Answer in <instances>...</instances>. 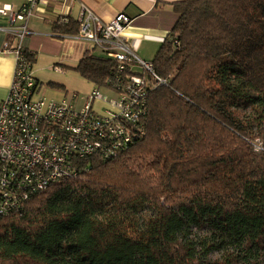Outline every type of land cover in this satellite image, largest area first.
<instances>
[{"label":"trees","instance_id":"obj_1","mask_svg":"<svg viewBox=\"0 0 264 264\" xmlns=\"http://www.w3.org/2000/svg\"><path fill=\"white\" fill-rule=\"evenodd\" d=\"M173 10L180 18L153 61L168 85L149 91L145 135L0 218V264L264 263V0ZM79 29L54 24L62 37ZM114 66L90 53L76 70L103 88ZM226 242L237 255L213 258Z\"/></svg>","mask_w":264,"mask_h":264},{"label":"built area","instance_id":"obj_2","mask_svg":"<svg viewBox=\"0 0 264 264\" xmlns=\"http://www.w3.org/2000/svg\"><path fill=\"white\" fill-rule=\"evenodd\" d=\"M40 1L25 0L17 12L0 7V15L8 16L13 25L20 23L4 48L15 54L16 70L8 97L0 100V218L19 213L32 196L53 185L81 179L90 169V160L110 161L125 154L145 135L149 91L168 85L157 75L153 61L139 57L126 40L132 22L127 15L104 23L82 7L77 37L115 62L106 87L116 98L104 96L99 87L81 108L74 104L77 93L60 103L39 97V83L21 40L28 34L27 22ZM175 45L179 46L176 40ZM135 67L142 73H133ZM261 150L256 146L257 152Z\"/></svg>","mask_w":264,"mask_h":264},{"label":"crops","instance_id":"obj_3","mask_svg":"<svg viewBox=\"0 0 264 264\" xmlns=\"http://www.w3.org/2000/svg\"><path fill=\"white\" fill-rule=\"evenodd\" d=\"M25 0H0V7H11L17 12ZM183 0H41L35 15L27 22L28 34L21 40L22 47L29 51L34 62L31 73L39 83V97L49 102L60 103L79 95L74 102L77 108L86 104L95 85L84 79L76 70L87 54L102 56L92 45L77 36H59L54 24L67 18L79 19L82 7H87L102 22L109 23L117 15L131 19L125 38L133 51L146 61H154L165 39L174 29L180 16L173 4ZM10 18L0 15V100L8 97L14 81L16 56L4 48L14 30ZM101 110L102 105L97 104Z\"/></svg>","mask_w":264,"mask_h":264},{"label":"rangeland","instance_id":"obj_4","mask_svg":"<svg viewBox=\"0 0 264 264\" xmlns=\"http://www.w3.org/2000/svg\"><path fill=\"white\" fill-rule=\"evenodd\" d=\"M134 69H136V71H141V69L138 67H135ZM100 89H101V92L103 93L104 96H106L110 99L116 98V94L112 90H110L108 87H103ZM207 233H208V231H201L200 232V231L194 230L192 232V237L197 242H199L200 240L205 241L206 246H208V245L210 246L214 239L211 238L210 234L208 235ZM225 248H227V250L220 251V252H214L212 254V257L213 258H219L222 261H227V259L229 258V255H237V253L239 252V250H238L239 248H236L235 244H233V243L226 242ZM241 262H242V264H254V261L249 260V259L244 260L243 258H241Z\"/></svg>","mask_w":264,"mask_h":264}]
</instances>
